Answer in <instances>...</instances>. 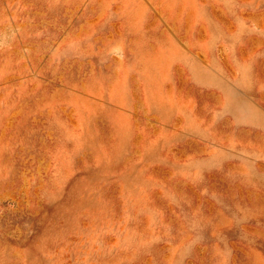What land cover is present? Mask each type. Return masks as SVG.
Here are the masks:
<instances>
[{"label":"rangeland","instance_id":"rangeland-1","mask_svg":"<svg viewBox=\"0 0 264 264\" xmlns=\"http://www.w3.org/2000/svg\"><path fill=\"white\" fill-rule=\"evenodd\" d=\"M0 264H264V0H0Z\"/></svg>","mask_w":264,"mask_h":264}]
</instances>
